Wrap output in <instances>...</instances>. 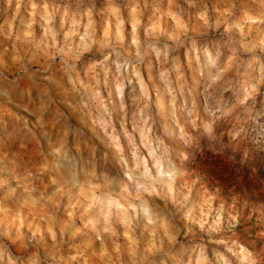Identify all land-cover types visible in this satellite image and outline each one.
I'll list each match as a JSON object with an SVG mask.
<instances>
[{
  "label": "clouds",
  "instance_id": "obj_1",
  "mask_svg": "<svg viewBox=\"0 0 264 264\" xmlns=\"http://www.w3.org/2000/svg\"><path fill=\"white\" fill-rule=\"evenodd\" d=\"M0 264H264V0H0Z\"/></svg>",
  "mask_w": 264,
  "mask_h": 264
}]
</instances>
